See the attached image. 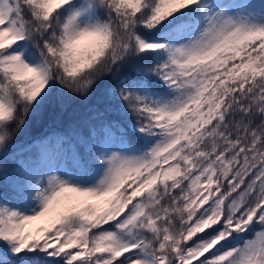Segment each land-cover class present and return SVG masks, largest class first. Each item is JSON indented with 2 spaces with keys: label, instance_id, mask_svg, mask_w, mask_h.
I'll return each instance as SVG.
<instances>
[{
  "label": "snow or ice",
  "instance_id": "obj_1",
  "mask_svg": "<svg viewBox=\"0 0 264 264\" xmlns=\"http://www.w3.org/2000/svg\"><path fill=\"white\" fill-rule=\"evenodd\" d=\"M0 264H264V0H0Z\"/></svg>",
  "mask_w": 264,
  "mask_h": 264
},
{
  "label": "trees",
  "instance_id": "obj_2",
  "mask_svg": "<svg viewBox=\"0 0 264 264\" xmlns=\"http://www.w3.org/2000/svg\"><path fill=\"white\" fill-rule=\"evenodd\" d=\"M107 106L104 86L87 100L72 96L53 98L31 118L28 126L17 138V142L21 145L28 144L52 131L66 129L70 124L89 116L91 110L103 111Z\"/></svg>",
  "mask_w": 264,
  "mask_h": 264
}]
</instances>
